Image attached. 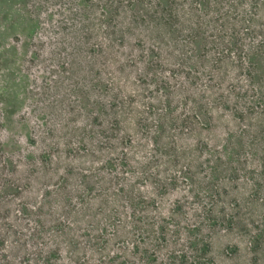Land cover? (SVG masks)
<instances>
[{
    "label": "rangeland",
    "instance_id": "obj_1",
    "mask_svg": "<svg viewBox=\"0 0 264 264\" xmlns=\"http://www.w3.org/2000/svg\"><path fill=\"white\" fill-rule=\"evenodd\" d=\"M153 2L0 0V240L7 253L16 240H24L23 247L11 250L12 264H19L23 252L33 250L29 240L33 225L20 220L16 209L21 203L36 205L61 178L66 179L73 209L86 206L87 219L92 215L103 219L99 207L118 208V189L151 195L152 184L142 180L140 168L145 158L156 156L158 164L152 172L158 171L163 179L165 170L177 179L161 204L184 197L187 206L198 212L201 203L191 201L183 167L189 166L195 182L205 185L226 133L242 130L243 155L238 162L221 164L224 170L211 183L219 193L215 203L202 201L212 205L214 215L223 211L234 220L213 229L202 227L208 249L200 251V257L203 264H264V133L260 130L264 113L237 121L227 110L217 109L211 129H184L180 137L174 136L188 149L201 144V150L192 152V161L181 157L175 167H166V157L154 153L151 140L165 96L160 85L166 82L177 92L184 84L179 52L191 46L186 27L173 39L169 28L155 29ZM257 24L264 26L263 14ZM228 75L231 82L233 69ZM114 100L117 107L111 105ZM188 108L181 111L187 113ZM129 135L131 143H124ZM110 158L123 159L125 164L116 161L105 166ZM86 185L91 189L80 202L79 193ZM50 199L46 207L59 212L60 198ZM53 237L47 232L45 242ZM178 241L176 251L191 258L184 233ZM115 243L110 251L117 249ZM167 249L164 245L157 251L154 264L166 263Z\"/></svg>",
    "mask_w": 264,
    "mask_h": 264
},
{
    "label": "trees",
    "instance_id": "obj_2",
    "mask_svg": "<svg viewBox=\"0 0 264 264\" xmlns=\"http://www.w3.org/2000/svg\"><path fill=\"white\" fill-rule=\"evenodd\" d=\"M151 10L156 30L169 28V37L173 39L180 28L186 27L187 42L191 46L179 52V66L185 69L184 84L178 85L177 92L166 82L160 85L165 96L151 137L154 153L166 157L165 166L175 167L181 157L192 161V152L202 148L198 143L192 149L178 144L174 136L180 137L182 130L211 129L217 109L227 110L237 121L254 113H264V26L257 24L259 16L264 15V0H154ZM174 21L180 25L173 26ZM232 69L235 75L228 82V72ZM111 105L117 107V101H112ZM185 106H189L187 113L181 111ZM117 123L114 119L112 124ZM137 123L140 128H146L141 121L136 120ZM260 130L264 133V127ZM243 133V130L226 133L221 153L215 155L216 164L211 167V176L205 185L195 182V174L189 166L183 167L182 176L189 182L190 199L201 203L198 212L187 206L184 197L161 204L163 195L170 186L176 185L177 179L165 170L163 179L158 171L152 172L158 164L156 156L145 158L140 168L142 180L152 184L151 195L120 188L117 190L121 198L118 208L104 211L99 207L97 214L103 219L96 215L87 219L86 206L83 210L73 209V199L65 191L66 179L61 178L53 189L40 195L36 205L21 203L16 209L20 220L33 225L29 235L33 250L23 252L19 264H136L134 259L139 264H154L157 251L164 245L168 246L164 264H203L200 251H206L208 244L201 236L202 227L213 229L230 225L234 216L227 217L223 211L214 215L212 205H203L202 201L215 203L219 193L211 183L224 170L220 169L221 164L238 162L243 155ZM123 141L131 143L130 135ZM116 161L122 166L125 164L123 159L110 158L105 166L112 167ZM224 173L229 174L228 169ZM85 178L82 176V183ZM255 186L256 191L259 185ZM90 189L89 185L84 186L78 196L80 202ZM53 196L60 198L59 212L46 207ZM46 214L49 217L44 220ZM65 217L74 221L65 222ZM47 232L54 235L49 243L45 242ZM183 233L193 253L191 258L176 251L178 237ZM114 242L117 249L110 251ZM17 246L23 247L24 240H16L7 253L0 240V264H12L11 250Z\"/></svg>",
    "mask_w": 264,
    "mask_h": 264
}]
</instances>
